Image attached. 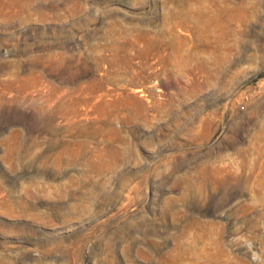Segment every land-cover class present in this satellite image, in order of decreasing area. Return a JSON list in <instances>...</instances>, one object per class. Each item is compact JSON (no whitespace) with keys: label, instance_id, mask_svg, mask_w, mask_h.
<instances>
[{"label":"rangeland","instance_id":"374dc122","mask_svg":"<svg viewBox=\"0 0 264 264\" xmlns=\"http://www.w3.org/2000/svg\"><path fill=\"white\" fill-rule=\"evenodd\" d=\"M0 264H264V0H0Z\"/></svg>","mask_w":264,"mask_h":264}]
</instances>
